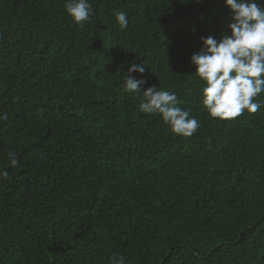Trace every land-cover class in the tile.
<instances>
[{
    "label": "trees",
    "instance_id": "trees-1",
    "mask_svg": "<svg viewBox=\"0 0 264 264\" xmlns=\"http://www.w3.org/2000/svg\"><path fill=\"white\" fill-rule=\"evenodd\" d=\"M89 2L79 27L65 0H0V264H264V107L211 118L190 63L223 0ZM133 63L192 137L139 111Z\"/></svg>",
    "mask_w": 264,
    "mask_h": 264
},
{
    "label": "clouds",
    "instance_id": "clouds-1",
    "mask_svg": "<svg viewBox=\"0 0 264 264\" xmlns=\"http://www.w3.org/2000/svg\"><path fill=\"white\" fill-rule=\"evenodd\" d=\"M230 17L226 22L229 31L220 39L213 35L201 37L202 46L190 57L195 75L203 82L202 104L213 119L233 120L247 110L254 114L264 107V0H223ZM64 10L73 23L83 27L93 15L89 0H65ZM122 29L128 27V14L115 13ZM142 64L133 63L128 68L125 90L130 94L143 93L139 111L145 115L158 114L169 131L182 137H192L200 122L190 115V110L178 106L176 94L150 86L132 73L143 74ZM7 113L0 120H7ZM11 167L20 161L14 152L9 153ZM0 175H7L0 171ZM109 264H125L123 257L113 254Z\"/></svg>",
    "mask_w": 264,
    "mask_h": 264
}]
</instances>
